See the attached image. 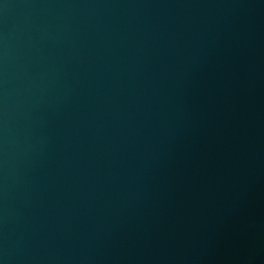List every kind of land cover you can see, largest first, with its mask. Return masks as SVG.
Segmentation results:
<instances>
[{"label": "water", "instance_id": "water-1", "mask_svg": "<svg viewBox=\"0 0 264 264\" xmlns=\"http://www.w3.org/2000/svg\"><path fill=\"white\" fill-rule=\"evenodd\" d=\"M0 264H264V0H0Z\"/></svg>", "mask_w": 264, "mask_h": 264}]
</instances>
